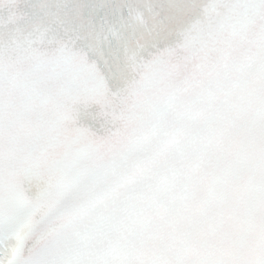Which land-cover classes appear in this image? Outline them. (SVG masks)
<instances>
[{
    "label": "snow or ice",
    "instance_id": "1",
    "mask_svg": "<svg viewBox=\"0 0 264 264\" xmlns=\"http://www.w3.org/2000/svg\"><path fill=\"white\" fill-rule=\"evenodd\" d=\"M0 264H264V0H0Z\"/></svg>",
    "mask_w": 264,
    "mask_h": 264
}]
</instances>
